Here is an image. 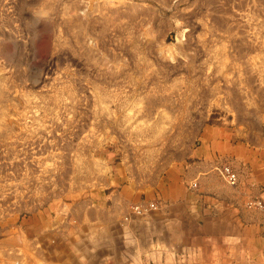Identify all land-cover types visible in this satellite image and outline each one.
<instances>
[{
  "label": "rangeland",
  "instance_id": "rangeland-1",
  "mask_svg": "<svg viewBox=\"0 0 264 264\" xmlns=\"http://www.w3.org/2000/svg\"><path fill=\"white\" fill-rule=\"evenodd\" d=\"M0 91V264H88L99 200L145 201L206 133L264 170V0H0Z\"/></svg>",
  "mask_w": 264,
  "mask_h": 264
},
{
  "label": "crops",
  "instance_id": "crops-1",
  "mask_svg": "<svg viewBox=\"0 0 264 264\" xmlns=\"http://www.w3.org/2000/svg\"><path fill=\"white\" fill-rule=\"evenodd\" d=\"M211 132L220 140L206 134L187 154L171 152L167 172L146 183L145 201L159 202L157 211L123 222L131 192L118 190L111 205L99 200L82 253L88 264H259L249 258L250 233L255 244L264 240V218L245 207L250 199L264 200L258 148L232 132ZM224 163L237 173V187L214 170Z\"/></svg>",
  "mask_w": 264,
  "mask_h": 264
},
{
  "label": "bare ground",
  "instance_id": "bare-ground-1",
  "mask_svg": "<svg viewBox=\"0 0 264 264\" xmlns=\"http://www.w3.org/2000/svg\"><path fill=\"white\" fill-rule=\"evenodd\" d=\"M6 100V96L4 95V93L2 92V91H0V103H2L3 101H5ZM4 119H5V115L2 113V110H1V108H0V126H1V128H3L5 131H4V133H6V135H8V133L10 132V128H7V127H9L6 123H5V121H4ZM215 132V131H214ZM207 134V133H206ZM236 173V172H235ZM237 174V173H236ZM237 177H238V175H237ZM238 182H239V180H238ZM238 184V183H237ZM235 185V186H233V185H231V184H229L228 183V186H230V187H237L238 185ZM160 189V188H159ZM117 198V197H116ZM251 200V199H250ZM119 201V200H118ZM248 202H249V200L246 202V204H245V207L247 208V209H250V210H254V208H251V207H249L248 206ZM151 205V202H148V201H140V202H137V203H135V204H133V205H131L132 207L131 208H129L128 207V218L125 216L126 215V213H125V218H124V220H129L130 218H131V214L132 213H135V214H138V215H143L144 213L146 214V215H150L151 213H152V211H157L158 209H159V207H156L155 209H152L151 211H150V206ZM118 206V205H117ZM136 206H138L137 208H136ZM159 206V205H158ZM78 210L80 211V212H83V210H84V206H82V207H80V208H78ZM92 210V209H91ZM115 211V210H114ZM260 212V211H259ZM258 212V213H259ZM94 213V212H93ZM80 214V213H79ZM106 214V213H105ZM118 215V214H117ZM120 215V214H119ZM83 216V215H82ZM94 216V215H93ZM121 216V215H120ZM79 217V216H78ZM92 217V216H91ZM115 217H117V216H115ZM93 218H95V216L93 217ZM101 218H102V216H101ZM81 219V218H80ZM77 220V219H76ZM79 221V220H78ZM82 221V220H81ZM89 224H90V222H89ZM91 225V224H90ZM57 226V225H56ZM106 227V226H105ZM95 230V229H94ZM108 230V229H107ZM97 232V230H95V233ZM106 232V231H105ZM97 234V233H96ZM94 239H96L95 237H94ZM98 240V239H97ZM8 243H14V239L13 238H11L9 241H7ZM28 245V244H27ZM27 245H25V246H27ZM31 248V247H30ZM25 250H27V252H29L30 250L29 249H25ZM45 255H46V253H45ZM48 258H49V260H56L57 261V258H58V256L54 253V251H52V252H50L49 251V254H48ZM34 263V262H33ZM45 263V262H44ZM34 264H36V263H34Z\"/></svg>",
  "mask_w": 264,
  "mask_h": 264
},
{
  "label": "built area",
  "instance_id": "built-area-1",
  "mask_svg": "<svg viewBox=\"0 0 264 264\" xmlns=\"http://www.w3.org/2000/svg\"><path fill=\"white\" fill-rule=\"evenodd\" d=\"M220 172H221V175L227 184L229 183V184L235 186L238 183L237 174L235 173V171L231 167H229V166L222 167ZM248 206L251 208H254L256 210L258 209L264 213V201L262 199H251L248 202ZM137 207L138 206H136V208ZM149 207H150V211H151L152 209H155L156 207H158V205H156L155 203H151V205Z\"/></svg>",
  "mask_w": 264,
  "mask_h": 264
}]
</instances>
